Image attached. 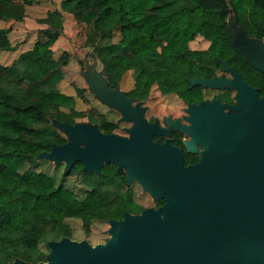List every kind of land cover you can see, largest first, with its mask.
<instances>
[{
	"label": "trees",
	"instance_id": "obj_1",
	"mask_svg": "<svg viewBox=\"0 0 264 264\" xmlns=\"http://www.w3.org/2000/svg\"><path fill=\"white\" fill-rule=\"evenodd\" d=\"M33 1L0 0V19L22 21L26 5ZM231 5V21L241 27L233 44ZM63 12L83 25L82 45L87 55L104 64L109 88L134 70L126 95L142 103L153 89L186 100L197 97L201 85H192L190 79L210 77L224 62L244 70L247 63L237 48L251 31L248 16L264 14V0H60L59 8L39 18L46 25L42 36L10 65L0 63V264L17 258L44 260L49 241L72 236L69 218L80 219L88 232L94 222L120 219L125 211L135 210L130 186L123 190L125 170L114 162L104 163L98 174L74 163L64 176L76 173L89 187L81 198L63 180L57 183L45 172L21 170L58 143L54 121L73 124L87 118L104 132L117 126L116 119L104 113L78 109L75 96L59 87L71 56L66 49L53 55L64 39ZM8 29H0V51L16 47ZM197 37L206 39L208 46L192 48ZM83 91L77 88V95ZM192 159L186 153L185 161Z\"/></svg>",
	"mask_w": 264,
	"mask_h": 264
},
{
	"label": "water",
	"instance_id": "obj_2",
	"mask_svg": "<svg viewBox=\"0 0 264 264\" xmlns=\"http://www.w3.org/2000/svg\"><path fill=\"white\" fill-rule=\"evenodd\" d=\"M233 16L231 5L232 44L241 28L232 23ZM237 50L244 56L249 53ZM250 61L264 69V57ZM94 63L102 67L106 90L98 89L93 74L92 89L131 122L128 135L103 132L88 121H54V127L71 138L53 143L38 158L64 162V172L80 162L82 170L96 174L104 163L114 162L125 170L127 183L136 181L155 200L165 201L139 214L125 211L122 218L109 220L110 237L103 243L92 245L64 236L48 242L42 261L17 258L3 264H264V98L227 65L224 69L234 79L191 78L192 85L237 86L239 97L229 105L234 110L230 112L215 98L188 104L192 133L188 150H195V141L204 150L195 163L185 164L182 149L168 137L154 139V135H168L169 127L149 123L141 103L120 95L119 85L109 88L104 64L98 59ZM172 124L185 127L178 120Z\"/></svg>",
	"mask_w": 264,
	"mask_h": 264
},
{
	"label": "rangeland",
	"instance_id": "obj_3",
	"mask_svg": "<svg viewBox=\"0 0 264 264\" xmlns=\"http://www.w3.org/2000/svg\"><path fill=\"white\" fill-rule=\"evenodd\" d=\"M59 1L60 0H34L32 4L26 5L25 17L20 21L19 27L22 34L13 35L14 38L11 35L14 45L19 47L20 50L25 51L32 42H35L36 39L41 37L42 33H40V30L45 28L46 25L39 22V18L45 16L48 10L56 9L60 3ZM9 25L10 22L0 19V29H4ZM63 29L64 39L62 38V41L58 42L56 47H54L53 55L56 58L64 49H66L70 52L71 56L68 64L64 67V78L60 82L59 87L64 93L73 94L75 96L76 107L78 109H83L85 111L95 110L99 113L106 114L109 119H117L118 133L128 135L126 128L131 125V122L123 119L119 111L116 112L113 110L114 108L96 96L94 89H92V84L89 80L91 74L97 79L96 82H98V84L96 85H98V89L101 92L104 93L106 87L103 85L102 81L103 75L101 65L99 63H94V59L86 53L87 48H84L82 45L84 39L83 25L77 21L72 13L65 12V15L63 16ZM117 38L118 32L113 36L114 40ZM208 44L209 42L206 39L197 37L191 41L190 46L192 48L204 49ZM8 53L14 54V52ZM6 61L10 62V59L5 57L1 59V63L5 64ZM133 72L134 70L132 69L128 71L126 78H123L120 81L117 88L120 95H124L125 92L133 86ZM77 88H84L83 95L80 97L77 95ZM151 97V101H148L143 107L145 110L147 109L145 115L151 122L153 121L152 123L157 122V119L154 118V113H158L160 116H168L169 112L178 114V111L181 110L179 106V98L174 93L161 94L157 89H153ZM86 119L87 118H82L78 121L87 122ZM56 137L58 143L65 142L71 138L68 132L59 129H56ZM21 168V170L31 168L45 172L52 176L57 183L60 180H63L65 185L73 189L80 198L84 196L86 190L89 188L81 182L80 176L76 173L64 176V174L67 173L64 172V162L55 163L52 160L43 158L39 159L32 166L28 163H24ZM129 186L132 190V200L135 203L133 214H139L145 207H158L156 206V200L141 187V184L132 181L129 183ZM127 187L124 186L123 190H127ZM67 222L72 226V239L87 240L92 245H95L97 243H103L106 238L110 237V233L108 232V222H94L88 232L82 228L80 224L81 221L78 218H69L67 219Z\"/></svg>",
	"mask_w": 264,
	"mask_h": 264
},
{
	"label": "flooded vegetation",
	"instance_id": "obj_4",
	"mask_svg": "<svg viewBox=\"0 0 264 264\" xmlns=\"http://www.w3.org/2000/svg\"><path fill=\"white\" fill-rule=\"evenodd\" d=\"M248 17H249V24H250L251 31L250 32L247 31L246 43L242 47L239 48L240 50H246L249 52L245 56L241 52H239V54H241L243 59L246 61L247 67L244 70H239L235 66L229 65L227 62H225L222 65L215 67L213 70L212 76L207 77L205 79L212 78V77H224L228 79H234L235 76L233 75V73L229 70L224 69V66L227 65L228 67L234 68L236 72L240 75L242 80L248 86L256 90L258 97L264 98V69L255 68L254 65L250 61L251 58L252 59L253 58L262 59L264 57V14H261V16H256L254 14H251ZM200 90H201L200 94L197 97L193 96L189 100L183 99L182 97L174 93L179 98V103H180L179 106L181 108V110L178 111L179 112L178 114H173L172 112H169L168 116L167 115L160 116L158 113L153 114L154 118L157 119L156 123L159 126L165 127V128L169 127L168 135H154V139H159L160 141H164L168 137L172 144H175L182 149L183 154H184V161H185L186 153L190 154L193 157V159L188 162L185 161V164L195 163L200 157L199 152L204 150V145L200 143L199 141L194 142V146H195L194 151L188 150V147L191 146V138H192L191 130L188 128L191 125V121L187 117L188 113H187L186 108L188 104L189 103L198 104L201 101L212 100L213 98H215L221 104H224L225 111L230 112L234 110L230 108L229 105L235 104L238 101V97H239V88L237 86L226 85L223 82H221L220 85L216 87H210V86L205 87L201 85ZM151 99L152 97L145 100L144 102L140 104V106H144L146 103H148V101H151ZM132 103L134 104L136 103V101L132 100ZM146 111L147 109L145 110L144 108V116L149 123H152L153 121L151 122L146 117L145 115ZM175 120H178L179 124L185 127H183V129L175 128V126L172 124ZM115 122H117V119ZM171 127L173 128L171 129ZM117 128H118V124L111 132H106V133L119 134ZM128 184L126 183L125 186L129 187ZM164 201H165L164 199H163V202L161 203L156 201V206L162 205Z\"/></svg>",
	"mask_w": 264,
	"mask_h": 264
},
{
	"label": "crops",
	"instance_id": "obj_5",
	"mask_svg": "<svg viewBox=\"0 0 264 264\" xmlns=\"http://www.w3.org/2000/svg\"><path fill=\"white\" fill-rule=\"evenodd\" d=\"M59 6H60V3L58 4V7H56V8H59ZM64 15H65V12H63V16ZM8 22H10V25L6 27V28H9L8 32H7V36L9 37L10 41L14 44L13 40L11 39V35L13 36L15 34H18V35L22 34V31L19 29L20 21H8ZM13 38H14V36H13ZM33 43L34 42H32L31 45L28 46L26 49H30L32 47ZM22 51L23 50H20V48L17 46L15 47L14 50L0 51V63H1V59H3L5 57L7 59L9 58L10 62L6 61L5 64L4 63H1V64L10 65ZM8 52H14V54L8 53Z\"/></svg>",
	"mask_w": 264,
	"mask_h": 264
}]
</instances>
